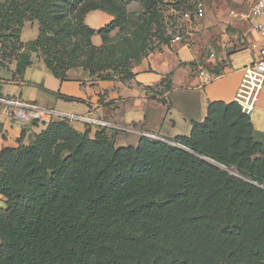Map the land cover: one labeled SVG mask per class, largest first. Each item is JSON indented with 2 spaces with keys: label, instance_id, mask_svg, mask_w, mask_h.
<instances>
[{
  "label": "trees",
  "instance_id": "16d2710c",
  "mask_svg": "<svg viewBox=\"0 0 264 264\" xmlns=\"http://www.w3.org/2000/svg\"><path fill=\"white\" fill-rule=\"evenodd\" d=\"M108 1L113 7L90 2L77 10L88 1L0 0V67L6 68L7 61L14 59L18 62L14 78H22L32 64V54H42L48 70L62 81L75 68L84 69L95 82L128 81L135 77L137 64L163 49L159 45L142 55L145 23L156 27L158 41L170 45L174 36H166V29L173 26L162 22L164 7L182 15L192 12L202 0H141L144 23L120 45H113L110 35L122 27L125 10L118 0ZM73 3L82 25L81 39L75 42L67 30L54 28ZM93 11L108 13L113 20L93 29L86 24V16ZM28 20L38 21L39 35L23 43L21 35ZM96 35L102 40L100 46L92 41ZM164 84L169 90L168 79ZM233 115H238L235 123L248 131L244 158L236 164L237 170L257 186L219 171L224 189L208 190L201 171L211 169L202 159L162 143L169 153L186 157L178 164L164 163L154 156L148 138L143 137L137 147L118 149L107 129L92 139L90 130L79 132L68 119L50 123L29 144L24 143L23 132L17 148L0 152V196L6 198L7 206L0 208V264H113L100 259V247L106 240L155 248L150 258L118 264H264V145L253 137L252 119L235 101L212 102L206 119L193 122L191 136L175 141L205 154L198 148L199 132L211 130L219 117ZM99 146L107 149L108 157L104 166L96 168L92 156L80 152ZM65 151L68 156L63 160ZM169 172L179 175L180 183L164 190L160 184ZM205 193L204 200L217 214L210 227L230 244L225 253L210 250L207 260H201L194 254H182L169 239L170 233L153 224L151 216L176 219L194 210ZM32 194L37 195L36 201Z\"/></svg>",
  "mask_w": 264,
  "mask_h": 264
},
{
  "label": "crops",
  "instance_id": "0c3cea01",
  "mask_svg": "<svg viewBox=\"0 0 264 264\" xmlns=\"http://www.w3.org/2000/svg\"><path fill=\"white\" fill-rule=\"evenodd\" d=\"M257 1L205 0V16L188 24L185 41L170 43L162 51L150 53L134 67L135 77L131 80L95 82L84 69L75 68L62 81L37 54H32V64L22 78H14L16 60L9 68L0 67V97L20 98L50 109L61 120L75 116L72 126L82 133L90 130L91 137L105 128L118 149L137 147L143 137L157 136L168 141L190 137L193 122L206 119L210 103L234 102L243 68L261 58L258 51L251 49L253 43L263 46L257 31L261 20L254 14ZM91 15L105 22L93 29H101L113 20L102 11L90 12L86 20ZM26 30L31 37L28 40H24ZM38 35V25L26 23L21 40L27 43ZM95 37L93 43L100 46L102 40L100 43ZM213 70L217 71L211 73ZM205 73L216 78L205 83ZM166 79L169 90L164 88ZM59 94L74 101L62 99ZM257 110L255 118L261 122V128L252 121L253 137L264 145L261 120L264 89ZM46 126L22 124L10 117L0 104V152L4 148H17L23 132L24 143L29 144ZM5 206L6 198L0 196V208Z\"/></svg>",
  "mask_w": 264,
  "mask_h": 264
},
{
  "label": "rangeland",
  "instance_id": "374dc122",
  "mask_svg": "<svg viewBox=\"0 0 264 264\" xmlns=\"http://www.w3.org/2000/svg\"><path fill=\"white\" fill-rule=\"evenodd\" d=\"M87 3L82 4L80 7L77 6L78 10L83 9L86 4L91 3H101L102 5L111 8L113 5L108 0H87ZM121 4V8L125 10V18L121 28H118L115 32L110 35V41L113 45H120L125 42V37H131V33L139 30L144 21L141 18V15L144 13V4L141 0H118ZM164 2H173L174 0H163ZM205 4V0H202ZM73 6H69L66 11V17L54 24L56 30H67V34L71 35L73 41H78L81 38L80 36L82 29L80 24V17L76 15L77 11ZM165 12L163 16L165 21L169 22L170 27L166 29V36L172 35V37L181 35L183 38L187 37L186 28L189 26L188 22L183 19L181 13H176L174 11H169L168 7H164ZM168 19V20H167ZM99 17L96 15H91L90 18L86 20V24L90 27H102L103 21H100ZM27 23H33L38 25V21L28 20ZM109 23V22H108ZM106 23V24H108ZM164 23V24H165ZM105 24V25H106ZM104 25V27H105ZM147 27V31L144 33L146 39L142 43V55L145 52L150 51L153 48H158L159 45H163L157 39L156 27L148 26L146 23L144 25ZM183 28V29H182ZM31 37L29 36V31H25L24 40H28ZM96 40L101 43V39L96 35ZM40 59L44 61V56L37 54ZM140 55V56H142ZM15 60L7 61V67L9 68L10 64ZM10 62V63H9ZM236 95V94H235ZM238 115H233L231 117H219L217 121L211 125V130H202L197 136L198 148L205 154H202L198 151H193L185 145L177 141H164L158 137L148 138L149 148L153 149L154 156L164 163L169 164H178L186 157L181 154H171L164 147L161 146L162 143L176 147L180 152L184 154L194 155L204 162L208 168L213 170H202L201 176L204 177L208 190L211 189H224L223 184L225 183L219 171L228 173L231 176L244 179L245 181L254 184L252 180L244 178L241 176L237 170L236 164L239 163L244 158L246 139L248 138V131L245 130L239 123H235ZM62 121L59 118H55L52 122ZM254 124L260 127L261 122L257 118H252ZM48 123L47 125H49ZM90 138L94 139V137ZM87 152L92 156L93 167H102L107 162L108 151L102 147H95L92 149H85L80 152V155L87 154ZM68 156V152L65 151L62 154V159L64 160ZM221 160L228 164L224 165ZM221 165L223 167L218 166ZM167 178L160 184V188L164 190H169L172 187H177L180 183V176L177 174H172L169 172ZM205 193L200 200V203L194 210H188L176 219L170 218L167 215L160 214L159 216H151L153 224H159L163 226L169 233V239L173 242L177 249L182 254H194L201 260H207V253L210 250H214L217 253L223 254L226 249L229 247L230 241L225 239L219 233L211 229L210 222H214L217 214L212 211L213 207L210 202L205 201ZM1 195V194H0ZM34 201L37 199V195L32 194ZM231 205L230 203H228ZM7 206H5L6 208ZM202 216V217H201ZM201 217L199 221L196 222V218ZM100 259L101 260H111L113 264H118L119 262L132 261L136 258H150L155 253V248L150 246L141 245L133 242H119L114 240H106L101 244L100 247Z\"/></svg>",
  "mask_w": 264,
  "mask_h": 264
},
{
  "label": "built area",
  "instance_id": "2783aa9c",
  "mask_svg": "<svg viewBox=\"0 0 264 264\" xmlns=\"http://www.w3.org/2000/svg\"><path fill=\"white\" fill-rule=\"evenodd\" d=\"M206 12L203 1H198L195 4L194 10L185 11L182 16L183 19L191 23L196 20L204 18ZM255 16L260 18V23L257 25V31L261 37L263 46L257 43L251 44V49L258 51L261 58L254 60L243 68V75L236 91L234 101L241 107L242 112L248 115L251 119L258 116V103L260 96L264 89V0H258L254 8ZM186 38L177 35L173 38L171 43L184 42ZM213 57V56H212ZM205 83L211 82L216 76L205 73ZM0 104L3 106L5 112L15 120L22 124H34L38 122L42 126L47 125L56 117L59 118L54 111L50 109L40 108L31 103L25 102L20 98H3L0 97ZM70 122L76 120L75 116H68ZM63 120V119H62ZM262 120V130L264 133V118ZM157 136H149L154 138ZM161 139V138H160ZM163 140V139H161ZM168 141V140H164Z\"/></svg>",
  "mask_w": 264,
  "mask_h": 264
},
{
  "label": "water",
  "instance_id": "95a60500",
  "mask_svg": "<svg viewBox=\"0 0 264 264\" xmlns=\"http://www.w3.org/2000/svg\"><path fill=\"white\" fill-rule=\"evenodd\" d=\"M218 166L223 167V166H221V165H219V164H218Z\"/></svg>",
  "mask_w": 264,
  "mask_h": 264
}]
</instances>
